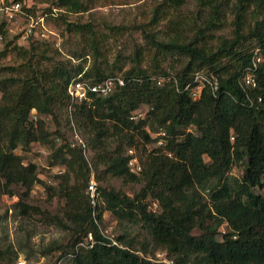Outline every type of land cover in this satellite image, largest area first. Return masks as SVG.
I'll return each mask as SVG.
<instances>
[{
  "label": "trees",
  "instance_id": "trees-1",
  "mask_svg": "<svg viewBox=\"0 0 264 264\" xmlns=\"http://www.w3.org/2000/svg\"><path fill=\"white\" fill-rule=\"evenodd\" d=\"M18 1L26 11L35 13L36 6L27 0ZM183 1L176 0L178 4ZM252 5L264 8V0H237L234 37L224 40L216 51L192 43L161 42L164 50L190 57L178 75L165 72L153 78L140 65L132 66L123 73L124 86L74 108L76 122L92 135L89 141L96 150L93 163L97 179L117 177L142 185L134 196L99 186L105 209L120 223H141L156 247L164 249L161 252L176 264H264V66L258 71L256 88L245 90L239 82L252 62L251 50L242 44L247 39L245 14ZM87 9L80 0H55L54 6L45 11L49 16H58L68 32L88 30L96 52L92 68L74 64L71 58H61L51 70L41 68L38 56L48 59L51 54L57 58L59 52L51 53L35 42L29 48L13 47L27 57L31 75L21 83L0 80V176L7 189L22 186L28 196L40 181L37 165L25 164L23 156L15 153L19 144L29 150L34 141L49 143L44 120L34 123L31 112L54 115L58 104L70 105L68 86L81 74L92 83L115 76L113 72L106 76L97 63L99 47L92 24H82L68 16ZM215 24L212 21L209 27ZM251 38L258 45L264 44V18L256 22ZM6 39L7 32L4 42ZM10 45L8 42L0 53L6 55ZM226 57L235 63L223 65ZM203 67L218 79L219 88L214 93L207 87L199 98H193L184 88L196 73L194 70ZM159 78L165 79L162 84H158ZM144 109H148L146 117L135 120L134 115ZM107 122L112 123V134L119 141L113 151L104 145L111 129ZM191 125L196 132L189 130ZM157 127L165 129V143L160 150L149 152L146 144L157 139L150 130ZM126 145L136 150L142 145L145 156L140 159L139 172L131 171L132 156L126 154ZM60 150L65 151L61 159L68 169L62 195L74 209L71 222L76 234L70 247L50 245L44 253L61 250L54 264L68 253H73L70 264H162L148 256L147 246L135 249L132 240L123 244L125 235L118 237L124 247L108 244L110 240L100 233L95 221L90 195L83 193L89 184L90 167L82 149ZM206 155L210 163L205 161ZM235 165L243 171L240 178L230 174ZM70 171L79 180L69 187L66 183L71 178ZM198 187L210 192L212 206L208 210L197 197ZM152 202L158 203V210L150 208ZM96 209L102 223L99 197ZM196 229L200 232L195 233ZM90 232L98 241L94 247L76 249ZM0 258H5L3 252Z\"/></svg>",
  "mask_w": 264,
  "mask_h": 264
},
{
  "label": "rangeland",
  "instance_id": "rangeland-1",
  "mask_svg": "<svg viewBox=\"0 0 264 264\" xmlns=\"http://www.w3.org/2000/svg\"><path fill=\"white\" fill-rule=\"evenodd\" d=\"M80 1L88 9L68 16L73 21L92 24L99 47L100 57L97 63L106 76L113 72L112 75L123 77V73L128 68L139 65L153 78L165 72L176 76L188 64L190 57L164 50L160 45L161 42L192 43L216 51L224 40L234 37L237 0H184L181 4L176 0ZM27 2L31 6H36L37 13L46 12V8L54 6L55 0H27ZM263 18L264 8L252 5L246 11L244 34L247 39L242 43L244 48L252 50L258 45L257 41L251 38V33L255 29L256 22ZM212 21L216 24L209 27ZM27 22L26 18L6 22L7 39L0 44V51L4 50L8 42H11V45L6 55L0 53V80L6 78L11 82L15 79L21 83L31 75L27 66V57L18 49H13L14 46L29 48L31 42L38 43L51 53L57 50L60 54L58 60L50 53L47 55L48 59L38 56L37 60L41 68L51 70L61 58H71L74 64L83 63L85 69L92 68L96 61V52L88 30L68 32L58 16H48L46 23L53 31L50 39L31 41L22 39ZM138 52L140 56L136 55ZM222 63L231 65L235 60L226 57L222 59ZM199 70L211 75L208 67L195 69L194 73ZM1 97L0 91V100ZM74 108L75 106L71 108L70 105L58 104L54 115L40 114L37 110L31 112L30 119L34 123L39 119L44 120L50 136L49 143L34 141L29 150H25L23 145L19 144L15 150L16 154L23 156L25 164L34 163L38 167L40 181L35 184L28 196L25 195L22 186L12 185L7 189L4 185L5 180L0 176V252H3L5 257L0 258V264H18L20 257L25 258L28 264L36 262L50 264L60 255L61 250L44 253L47 247L57 244L70 247L76 234L71 222L74 209L71 210V206L67 205V200L62 195L68 169L61 159L65 151L62 152L60 148L82 149L90 167V177L94 172L97 188L108 186L122 190L130 196H134L141 189L140 182L128 183L117 177H110L106 181L97 179L93 163L96 150L89 141L92 135L78 125L73 116ZM144 112L147 113L148 109H144ZM146 113L137 116L135 120L146 117ZM107 125L111 129L108 131L104 145L108 150L113 151L119 141L118 137L112 134V123L107 122ZM189 130L196 132V127L191 125ZM150 132L153 138L157 139L146 144L147 150L150 152L163 148L165 129L157 127ZM125 150L127 155L138 158V163L130 166L134 168L141 166L140 159L145 156L142 145L138 150L126 145ZM65 158L69 159V156L66 155ZM204 158L206 162H211L207 155ZM70 173L71 178L69 183H66L69 187L79 180L75 178L73 172ZM230 174L233 178H240L243 171L235 165ZM87 188L88 186L83 193L87 194ZM197 189L198 199L208 210L212 206L209 190L201 187ZM99 201L100 209L103 210L102 226L111 228L117 238L125 235L123 244H126V240H132L135 249H142L145 245L148 256L153 259L157 252L164 251L156 247L147 228L141 223H120L111 211L105 209L100 192ZM150 208L158 210V203L152 202ZM199 232L200 230H195V233ZM70 262V258H67L64 264Z\"/></svg>",
  "mask_w": 264,
  "mask_h": 264
},
{
  "label": "built area",
  "instance_id": "built-area-1",
  "mask_svg": "<svg viewBox=\"0 0 264 264\" xmlns=\"http://www.w3.org/2000/svg\"><path fill=\"white\" fill-rule=\"evenodd\" d=\"M56 11V10H55ZM49 16L47 12H35L31 13L23 8V3L18 0H0V44L5 40V32L7 31L6 22L16 21L18 18H26L28 20L27 25L22 33V39L24 40H48L51 37L52 30L48 28L46 19ZM252 62L249 67H247L242 76L239 79L240 85L247 90L248 88H256L258 86V71L262 66H264V44L255 46L252 50ZM164 78L158 79V84H162ZM178 85V81L174 79ZM126 83L125 79L120 76H109L102 81L92 83L89 79L84 78L79 75L74 78L68 86V94L70 97V107L73 108L76 104L82 102H91L96 96H108L115 92L117 88L124 86ZM211 88L215 93L219 88V81L214 75H207L204 72H196L193 75L192 80L187 83L184 90H188L193 98H199L202 91L205 88ZM144 110L139 111L134 118L137 116H142L145 114ZM132 151V150H131ZM138 163V158L136 156L131 157L129 161V166ZM90 164V161H89ZM131 171L139 172L141 166L137 168L131 167ZM93 171V170H92ZM87 193L90 195L92 204L94 206V217L95 221L99 226L100 233L110 240L108 243L110 246L124 247L118 238L113 234L109 227H103L99 219L97 218L98 211L96 207L98 206L99 193L97 190V182L94 176V172L91 174ZM98 241L96 240L93 233H88L84 241L77 244L76 249L81 246L86 248H92ZM73 253H68L67 255L60 258L55 264H64L67 258H72ZM152 260L154 263L162 264H176L173 258H170L166 252H157L156 257ZM18 264H28L27 260L23 257L18 259ZM40 264V263H32ZM54 264V263H50Z\"/></svg>",
  "mask_w": 264,
  "mask_h": 264
}]
</instances>
